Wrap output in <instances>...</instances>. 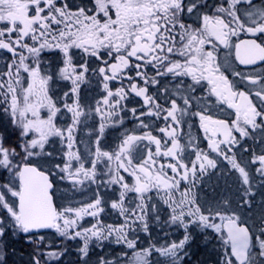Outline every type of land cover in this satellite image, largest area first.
Instances as JSON below:
<instances>
[{"label":"snow or ice","instance_id":"snow-or-ice-1","mask_svg":"<svg viewBox=\"0 0 264 264\" xmlns=\"http://www.w3.org/2000/svg\"><path fill=\"white\" fill-rule=\"evenodd\" d=\"M66 260L264 264V0H0V264Z\"/></svg>","mask_w":264,"mask_h":264},{"label":"flooded vegetation","instance_id":"flooded-vegetation-1","mask_svg":"<svg viewBox=\"0 0 264 264\" xmlns=\"http://www.w3.org/2000/svg\"><path fill=\"white\" fill-rule=\"evenodd\" d=\"M108 222H113L115 220V217L109 216L105 218Z\"/></svg>","mask_w":264,"mask_h":264},{"label":"trees","instance_id":"trees-1","mask_svg":"<svg viewBox=\"0 0 264 264\" xmlns=\"http://www.w3.org/2000/svg\"><path fill=\"white\" fill-rule=\"evenodd\" d=\"M68 259H75V257H69ZM65 264H67V260L65 261Z\"/></svg>","mask_w":264,"mask_h":264}]
</instances>
